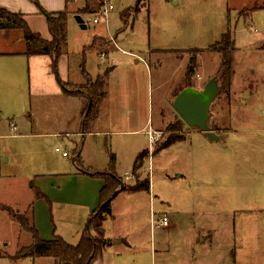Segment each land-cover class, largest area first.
Segmentation results:
<instances>
[{
	"label": "rangeland",
	"instance_id": "rangeland-1",
	"mask_svg": "<svg viewBox=\"0 0 264 264\" xmlns=\"http://www.w3.org/2000/svg\"><path fill=\"white\" fill-rule=\"evenodd\" d=\"M227 1L198 0L187 7L183 1L176 6L169 0H144L136 8L137 0H112L114 11L107 27L92 24L96 9L91 7V0H76L70 7L69 12L78 9L74 14L80 15L86 25L83 30L74 15L68 17L61 46L70 59V81L79 78L76 65L87 49L84 64L91 76L117 66L116 71L109 73V104L125 113V97L129 96L134 104L148 105L154 119L162 111V124L156 131L161 138L153 151L171 135L185 140L151 156L136 177L125 180L126 173L132 174L139 148H148L146 134L145 137L125 133L138 130L134 127L108 129L107 135L98 138L102 151H94L93 160L102 165L110 162L113 155L114 171L122 179L123 187L134 186L137 179L148 180L151 186L150 192L124 194L114 204L117 217L105 226L111 240L107 264H264V0H245L249 2L250 14L243 18L245 10L241 9L240 19L234 11L227 12ZM227 30L236 43L229 56L233 73L230 86L220 88L209 111V129L220 137L211 141L179 118L173 109V96L164 97L167 89L175 88L178 93L189 84L201 91L213 78L221 86L219 75L224 59L208 48ZM183 34L187 39L182 38ZM95 38L98 40L94 49L89 50ZM111 39H115V45ZM9 40L15 41V45L2 47L25 51L21 32L0 31V43ZM114 46L117 51L110 52L109 48ZM150 49L188 52L147 60L149 70L155 71L151 81L143 63L136 65L135 58L128 55L143 57ZM197 49L205 52L196 58L193 68L190 58L195 55L191 51ZM103 54L104 59L99 57ZM180 60L187 61L183 72L187 81L182 78L175 82L172 80ZM31 68L27 60L0 58V74L7 72L3 80L10 85L0 83V107L5 111L0 136L2 132L9 134L7 118L22 119L21 123L38 135L53 130L54 120L61 113L72 116L77 110V101L70 97L34 93L46 87L48 81L42 65H37L35 71ZM91 76L78 85L64 84L66 94L85 93V87L95 82ZM162 81L167 84L164 90L159 87ZM31 113L35 117L32 126L27 120ZM178 121L182 131L172 132L171 127ZM86 140L94 144L96 141L91 136ZM0 143V240L12 241L15 247L1 246L0 252L13 255L27 245L30 236L12 219L13 214L29 218L23 207L31 198L29 182L54 170H69L74 157L68 145L51 138L14 141L10 147L16 155L14 160L3 153L4 142ZM56 145L68 152L69 158L55 153ZM43 205L47 212L51 210L47 201ZM163 215L168 217L169 226L153 229L151 218L158 220Z\"/></svg>",
	"mask_w": 264,
	"mask_h": 264
},
{
	"label": "crops",
	"instance_id": "crops-1",
	"mask_svg": "<svg viewBox=\"0 0 264 264\" xmlns=\"http://www.w3.org/2000/svg\"><path fill=\"white\" fill-rule=\"evenodd\" d=\"M76 0H38V5L33 4L29 0H0V9L6 10L12 14L21 15L24 20L26 21L29 29L38 34L44 39L45 41H52V36L49 30V19L46 15L57 14L62 12H67L69 16L74 15L78 9L73 12H69L70 7L75 3ZM186 2L187 7L193 6L198 0H169L170 3H174V5L179 6L180 2ZM92 6L97 10V5L95 0H91ZM87 4V1L84 2V6ZM249 2L245 0H228L227 1V12H235L234 14L238 17L239 10H245V17L248 18L249 12L251 8L247 7ZM83 6V7H84ZM80 10V9H79ZM95 12H93L94 14ZM92 14V15H93ZM68 16V17H69ZM100 25V24H99ZM186 28L183 29V31ZM226 32V31H225ZM223 32V34L225 33ZM222 33L219 36L221 37ZM182 37L184 40L187 39L186 35L183 34ZM4 40V39H2ZM115 40V39H114ZM183 40V41H184ZM186 42V41H185ZM15 41L9 40L2 41L0 43V58H19L21 60H27V63L32 67L33 71H35V67L37 65H42V70L45 76L47 77L48 85L43 87L42 89H36L34 93L38 95L44 96H67L70 97L72 100L77 101V110L73 113V115H60V117L55 118V128L50 130V132H41V134L35 135L33 134V129H29L28 125L21 123L22 119L11 117L7 118V123L9 126V134H5L2 132L0 136V141L2 140L4 144L2 145L3 153L9 154L11 159L14 160V154H12L13 148H10L11 145L14 144V141L21 140V139H34L36 137L39 138H51L56 139L58 142L65 143L69 146L72 157V167L67 171H59L54 170L51 174H47L44 177L36 176L34 180L29 182V189L31 198H29V202L23 207L25 208L24 211H27L30 205H33L34 208V227L38 233L39 238L42 241H52L55 237L62 238L66 243L70 245L78 244L81 236L85 233L87 229V223L89 219L93 216V213L98 209L100 204V191L104 187L105 183L103 178L97 177L95 175L102 174L109 171L110 162L105 161L104 164L99 165L96 160H93V152L99 153L102 151V144L99 141V137L107 135L108 129H126L132 130L134 127L138 129L136 131L125 132L130 135L138 136L146 134L147 130L151 128L154 131H157L158 125L162 124V111L159 113L158 117L154 119L152 114L149 111L148 105H143L141 107L140 104H134L132 101L130 102L129 96H126L124 110L125 113H122L121 109L118 106H115L113 103L109 104L107 102L108 99V78L109 73L116 71L117 66H112L108 70L101 71L97 76H91L85 70L84 58H85V49L83 51L82 59L78 61L77 66V75L79 78L76 82L70 81L71 80V64L70 59L67 53L64 51L57 62L56 68H54L53 58L50 56H31L27 57L24 56L25 51L14 52L11 48H4L2 46H10L15 45ZM95 44V43H94ZM234 40V45H235ZM94 49L93 41L88 46V49ZM110 52L117 51L116 46L113 49L109 48ZM108 50V51H109ZM109 52V53H110ZM187 54V50H158V49H150L146 55L141 57L140 55L136 54H128L130 57L135 58V64L139 65L143 63L145 67V74L150 78L152 81L153 74L155 71L149 70L147 65V60H150L151 57L159 58L160 55H169L175 56L177 53ZM191 54H194V57L190 58L191 66L194 68V64L196 62V58L205 52L203 49H197L191 51ZM217 54V53H216ZM104 55V54H103ZM219 55V54H218ZM100 57V55H99ZM101 58V57H100ZM104 59V58H102ZM187 61L182 62L179 61L177 64V68L175 70L174 79L172 81H179L182 78L187 81V76L184 75V69H187ZM161 66L159 65L157 68L159 70ZM192 70V69H191ZM82 72L91 76V78L96 81V79L103 77L105 78V88L102 93H100L95 101L91 103L90 109L91 114L86 122L85 127V116L87 111V101L84 97L81 96H70L67 95L63 89V85L66 83L72 84H81L84 77ZM2 74V75H1ZM0 74V83L1 81L4 82L3 78L6 76L7 72ZM158 74V73H157ZM199 78V77H198ZM197 79V78H196ZM200 79V78H199ZM198 80V79H197ZM200 81V80H198ZM7 82H4V86H7ZM167 84H163V81L159 83V87L161 90L166 88ZM7 87H10L7 86ZM173 89H167L165 92V97L170 95V97H174L173 102L176 96L183 90L187 89L184 87L183 89L179 90L178 93H175ZM165 101V100H164ZM89 104V103H88ZM164 107V105H163ZM89 109V110H90ZM174 109V107H173ZM121 110V111H120ZM163 110V109H162ZM176 112V110L174 109ZM2 112H5L0 107V123L2 121ZM89 113V112H88ZM177 113V112H176ZM178 114V113H177ZM28 115V114H26ZM179 118L180 115L178 114ZM28 122L33 125L35 122V117L31 113L27 116ZM182 119V118H181ZM183 120V119H182ZM18 122V123H17ZM48 121H45V123ZM98 123H102L101 125H97ZM15 126V130L12 129L11 126ZM21 131V132H20ZM29 131V132H28ZM44 133V134H42ZM88 136L95 138V144L93 141H89L87 143L86 138ZM147 136V135H146ZM145 136V137H146ZM148 138V137H147ZM78 142H76V140ZM185 141V140H184ZM13 142V143H12ZM1 146V143H0ZM60 146L54 147L58 148ZM149 149L148 148H139V152L137 156ZM63 151V150H62ZM66 152V151H65ZM56 153V152H55ZM68 153V152H67ZM69 154V153H68ZM158 155V154H157ZM62 157V156H61ZM63 159H67L68 157H62ZM79 159L80 163L84 167V169L88 170V172H84L80 170L77 165L75 164L76 159ZM103 160V159H102ZM9 163L10 160H7ZM15 162V161H14ZM1 164V162H0ZM115 172V171H114ZM116 174V173H115ZM151 190V186H150ZM149 190V192H150ZM36 192L41 195V197H37ZM124 194L129 195L126 192H120L117 197L113 200L111 204V211H112V218L107 219L103 223V230H104V239L107 241V245L105 247H97L95 257L92 261V264H107V252L110 251V238H107L108 234L106 232L105 226L107 223L114 222L117 217V214L114 211V204L116 201L123 196ZM47 201L51 205V210L48 209V212L44 208L43 202ZM73 212V213H72ZM67 213V214H66ZM72 213V214H70ZM55 215H59L55 217ZM13 225V222H10ZM151 226H152V218H151ZM210 232L208 231L207 234ZM20 236V235H19ZM27 245L24 246L28 247L31 244V237L28 236ZM123 240H119V243ZM196 241V244L197 245ZM4 247L14 249V244L12 241H5L0 240V249ZM21 249V248H20ZM4 250V249H2ZM200 251L202 249L200 248ZM13 255H2L0 252V264L2 261L10 262L11 264H54L52 259L48 258H24V259H14Z\"/></svg>",
	"mask_w": 264,
	"mask_h": 264
},
{
	"label": "trees",
	"instance_id": "trees-1",
	"mask_svg": "<svg viewBox=\"0 0 264 264\" xmlns=\"http://www.w3.org/2000/svg\"><path fill=\"white\" fill-rule=\"evenodd\" d=\"M35 5H38V0H29ZM144 0H137L136 8L140 7ZM69 14L67 12L46 15L49 19V30L52 36V41L48 42L42 39L38 34L33 33L24 18L18 14H12L6 10L0 9V31H19L23 35L25 41V52L24 56H50L53 58L54 68H56L57 62L60 56L63 54V48L61 42L65 37V28L67 26ZM124 23V19L122 17ZM98 39L93 40V45ZM234 50V40L232 33L227 30L221 35L218 42L208 48L209 52L217 53L222 55V72L219 75L221 82L220 88L227 89L230 86V80L232 77L231 60L229 58L230 53ZM85 79L88 78V74L82 72ZM105 88L104 79L98 78L94 83L88 84L85 87V93L78 96L84 97L87 101L93 103L97 96L103 92ZM186 88H191V85H187ZM63 89L67 92L64 85ZM77 96V95H76ZM91 109L85 119V127L88 118L90 117ZM181 121L171 127L172 132L180 133L182 131ZM184 141L182 136L171 135L162 145L157 147L153 152L152 156H156L161 151L168 149L172 145ZM149 151L145 150L141 152L135 159L132 167V174L136 176L138 170L142 167L143 163L148 160ZM77 167L84 171L79 159L75 161ZM109 171L95 175L102 177L104 180V187L100 191V204L98 209L93 213V216L87 223V229L81 236L78 244L70 245L66 243L62 238L55 237L52 241H42L34 227V208L31 204L27 209L26 213L29 214V218L13 214L12 219L16 221L22 232L29 233L31 236V244L28 247L21 248L18 250L14 259L24 258H51L54 260V264H92L95 257L97 247H105L107 241L104 239L103 223L112 218L111 204L120 192H126L129 194H135L139 192H149L150 183L147 180L139 181L136 180L134 186H124L121 188L123 181L114 172V156L110 157ZM37 197H41L36 192ZM5 211H8L6 207H3Z\"/></svg>",
	"mask_w": 264,
	"mask_h": 264
},
{
	"label": "water",
	"instance_id": "water-1",
	"mask_svg": "<svg viewBox=\"0 0 264 264\" xmlns=\"http://www.w3.org/2000/svg\"><path fill=\"white\" fill-rule=\"evenodd\" d=\"M74 20L80 28L85 30L86 25L80 15H76ZM220 87L216 78L209 80L201 91L194 88H187L181 91L173 102V107L180 115L183 121L190 127L199 129L206 138L211 141H218L220 137L209 129V111L212 104L215 102ZM91 106L89 101L85 116L88 115ZM123 188V184H121Z\"/></svg>",
	"mask_w": 264,
	"mask_h": 264
},
{
	"label": "built area",
	"instance_id": "built-area-1",
	"mask_svg": "<svg viewBox=\"0 0 264 264\" xmlns=\"http://www.w3.org/2000/svg\"><path fill=\"white\" fill-rule=\"evenodd\" d=\"M96 5H97V10L93 14V19H92V24L94 25H99L103 24L107 27L108 25V20L110 14L114 11L113 3L112 0H95ZM112 43H114V39H111ZM101 58H104V55H100ZM13 130H15V126H11ZM146 135L148 137V143H149V159L152 156V152L154 149V146L156 143L160 140V133H157L156 131L152 130L149 128L146 132ZM56 153H60L62 157H68L69 154L65 151H62L60 148H55ZM135 175L133 174H125L124 179L129 180L130 178H134ZM136 177V176H135ZM169 226V219L166 215H163L160 217L158 220H155V218L152 219V228L157 229V228H166Z\"/></svg>",
	"mask_w": 264,
	"mask_h": 264
}]
</instances>
